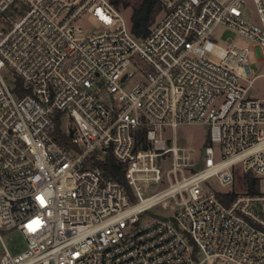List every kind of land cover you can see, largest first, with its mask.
<instances>
[{
    "label": "built area",
    "instance_id": "obj_1",
    "mask_svg": "<svg viewBox=\"0 0 264 264\" xmlns=\"http://www.w3.org/2000/svg\"><path fill=\"white\" fill-rule=\"evenodd\" d=\"M158 1L139 38L111 0H0V264H264V98L249 48L213 39L237 29L263 60L264 0L257 22L247 0ZM194 124L200 152L179 143Z\"/></svg>",
    "mask_w": 264,
    "mask_h": 264
},
{
    "label": "rangeland",
    "instance_id": "obj_2",
    "mask_svg": "<svg viewBox=\"0 0 264 264\" xmlns=\"http://www.w3.org/2000/svg\"><path fill=\"white\" fill-rule=\"evenodd\" d=\"M135 0H132L130 5L124 6L120 4V9L130 18L132 12V6ZM245 19L252 22H257V10L253 0H247L246 5L243 7ZM161 17V13L158 19ZM82 27L90 32L98 28L99 24L92 17H85L79 21ZM213 39L222 46H226L225 41H232L237 44L246 46L249 48V62L250 67L254 70V75H258L255 79L253 86L250 89L249 95L254 98H264V58L259 60L257 56L256 48L254 47L255 42L247 36L241 34L237 29L229 27L227 25H219L213 32ZM264 52V49H263ZM212 58L217 59L218 57L211 55ZM5 74H9V70L4 71ZM69 119H66L68 121ZM209 128L206 125L194 124L185 126L180 130L179 143L184 146H195L198 152L202 150L205 139L208 136ZM217 148V146H216ZM162 186L159 184H152L147 191V194L153 193L161 189ZM161 209L156 206L150 209L148 212L143 214V221L153 218L154 216L160 215ZM3 239L8 249L13 253L17 254L24 251L27 248L26 238L17 230H4Z\"/></svg>",
    "mask_w": 264,
    "mask_h": 264
},
{
    "label": "trees",
    "instance_id": "obj_3",
    "mask_svg": "<svg viewBox=\"0 0 264 264\" xmlns=\"http://www.w3.org/2000/svg\"><path fill=\"white\" fill-rule=\"evenodd\" d=\"M111 1L115 6L120 8V4L128 6L132 0ZM132 4L130 15L132 32L139 38L145 37L153 24L158 20V16L162 11V5L158 0H135ZM57 127L59 132L60 125L58 124ZM143 136H145V133L142 131L140 138ZM99 166L103 169L106 177L119 181L130 192L126 177V164L117 161L112 155H108L105 160L99 162Z\"/></svg>",
    "mask_w": 264,
    "mask_h": 264
},
{
    "label": "water",
    "instance_id": "obj_4",
    "mask_svg": "<svg viewBox=\"0 0 264 264\" xmlns=\"http://www.w3.org/2000/svg\"><path fill=\"white\" fill-rule=\"evenodd\" d=\"M125 77H123V79H124ZM71 135H72V132H71ZM251 187H252V184H251Z\"/></svg>",
    "mask_w": 264,
    "mask_h": 264
}]
</instances>
